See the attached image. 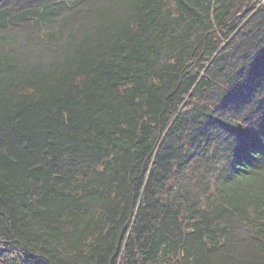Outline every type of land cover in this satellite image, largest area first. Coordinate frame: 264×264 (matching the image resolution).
<instances>
[{
    "label": "trees",
    "instance_id": "trees-1",
    "mask_svg": "<svg viewBox=\"0 0 264 264\" xmlns=\"http://www.w3.org/2000/svg\"><path fill=\"white\" fill-rule=\"evenodd\" d=\"M0 264H264V0H0Z\"/></svg>",
    "mask_w": 264,
    "mask_h": 264
}]
</instances>
